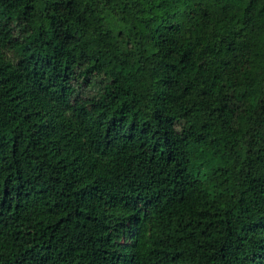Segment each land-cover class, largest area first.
Listing matches in <instances>:
<instances>
[{
	"label": "trees",
	"instance_id": "16d2710c",
	"mask_svg": "<svg viewBox=\"0 0 264 264\" xmlns=\"http://www.w3.org/2000/svg\"><path fill=\"white\" fill-rule=\"evenodd\" d=\"M0 264H264V0H0Z\"/></svg>",
	"mask_w": 264,
	"mask_h": 264
}]
</instances>
